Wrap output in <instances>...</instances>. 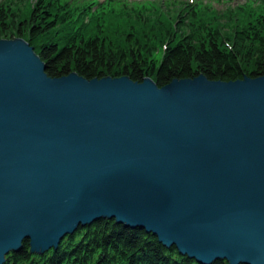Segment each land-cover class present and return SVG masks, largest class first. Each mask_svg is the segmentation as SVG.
<instances>
[{
    "label": "water",
    "instance_id": "water-1",
    "mask_svg": "<svg viewBox=\"0 0 264 264\" xmlns=\"http://www.w3.org/2000/svg\"><path fill=\"white\" fill-rule=\"evenodd\" d=\"M51 78L0 39V264L105 218L198 264H264V75Z\"/></svg>",
    "mask_w": 264,
    "mask_h": 264
},
{
    "label": "trees",
    "instance_id": "trees-1",
    "mask_svg": "<svg viewBox=\"0 0 264 264\" xmlns=\"http://www.w3.org/2000/svg\"><path fill=\"white\" fill-rule=\"evenodd\" d=\"M27 3L24 10L14 2L0 0V38L20 36L44 62V72L56 78L75 71L85 79L105 75H126L140 82L151 78L158 86L171 79L193 78L199 73L208 80L235 81L244 76L264 75V15L240 31L245 45L231 48L215 33L196 31L175 41L174 31L167 22L138 25L111 40L99 32L92 33L82 24L65 36V42L39 38L56 32L63 21L60 8L45 0H17ZM145 28L147 30H145ZM162 29V30H161ZM149 35V36H147ZM191 37L192 39H190ZM244 38V39H245ZM167 40L161 52L154 48ZM3 264H198L179 255L173 246H162L155 236L140 228L116 224L101 218L86 226H77L65 235L56 248L41 254L31 253L27 241L17 252H9ZM210 264H227L215 260Z\"/></svg>",
    "mask_w": 264,
    "mask_h": 264
},
{
    "label": "rangeland",
    "instance_id": "rangeland-1",
    "mask_svg": "<svg viewBox=\"0 0 264 264\" xmlns=\"http://www.w3.org/2000/svg\"><path fill=\"white\" fill-rule=\"evenodd\" d=\"M7 1L14 2L24 10L29 8L27 3L21 5L17 3V0ZM45 1L59 7V13L64 17L63 21L56 26L57 33L52 32L51 35L39 38L38 42H43L49 37L65 42V36L73 33V28L82 24L92 33L99 32L100 36L105 35L115 40L128 31L133 33L131 26L136 29L137 24H157L158 27L161 22H167L174 31L175 41L200 30L215 33L226 47L231 48L236 44L244 46V40L247 39L240 34V31L252 24L257 17L264 15V0ZM34 2L35 0H29V4ZM15 37L20 36H2L0 39ZM166 43L167 40H163L160 45L155 46L154 53L161 52Z\"/></svg>",
    "mask_w": 264,
    "mask_h": 264
}]
</instances>
